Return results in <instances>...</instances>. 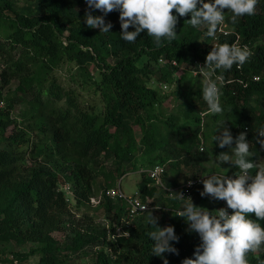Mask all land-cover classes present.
<instances>
[{"label":"trees","instance_id":"trees-1","mask_svg":"<svg viewBox=\"0 0 264 264\" xmlns=\"http://www.w3.org/2000/svg\"><path fill=\"white\" fill-rule=\"evenodd\" d=\"M85 2L28 0L20 4L0 0V78L5 85L12 80L18 83L10 96L3 97L0 89V104H4L0 106V239L37 241L35 251L40 260L36 264H65L68 252L90 243L101 245V264H163L161 257L152 255L154 242L148 233L155 229L146 223L147 214L136 216L130 224L122 222L128 210L126 202L104 193L97 208L104 207L112 215L111 223L100 226L92 219L79 226L64 186H71L76 206L90 204V198L97 195L95 176L105 171L104 163L112 160L122 176L127 172L126 163L134 159L140 147L146 169L169 162L168 167L177 175L189 165H201L209 154L204 146L199 147V140L215 141L219 120H227L234 137L246 132L253 159L263 157L264 148L256 143V132L264 127V0H257L255 14L238 17L235 22L225 9L231 32L217 31L214 38L205 35L206 26L193 28L188 22L190 14L181 16L176 39L162 47H157L147 33L134 43L122 40L118 10L105 17L113 25L110 32L89 27L84 19L89 11ZM91 11L103 15L98 9ZM129 30L134 29L130 26ZM225 43L247 46L252 54L243 66L213 71L224 111L205 115L202 126L201 113L207 112L202 88L207 80L197 74L191 78L195 85L191 82L189 91H184L182 81L188 73L177 77L175 72L180 66L189 72L199 71L214 45ZM162 56L165 63L159 62ZM144 57L147 60L139 65ZM149 72L172 85V94L181 100L178 109L184 110L190 124L182 126L175 114L165 115L166 93L159 94L147 84ZM23 102L28 105L21 113L30 122L27 128L13 116L16 104ZM134 126L142 136L141 145ZM31 129L40 133L36 140ZM113 172L104 173L107 183L101 191L116 186ZM250 172L254 175L256 168ZM141 173L139 193L143 199L155 198L161 206L152 210L154 215L161 214L157 216L159 226H174L179 237L172 242L178 254L165 253L169 264L194 258L199 235L188 231L183 217L164 209L178 208L181 201L165 196L147 171ZM250 215L256 219L254 213ZM120 225L129 235L109 239L110 231L116 232ZM66 228L70 234L61 245L51 232ZM109 246L111 251L106 252ZM7 255L4 262L12 264ZM14 255L19 264L26 258L21 253ZM258 257L264 258V250L249 253L248 264H257Z\"/></svg>","mask_w":264,"mask_h":264},{"label":"clouds","instance_id":"clouds-1","mask_svg":"<svg viewBox=\"0 0 264 264\" xmlns=\"http://www.w3.org/2000/svg\"><path fill=\"white\" fill-rule=\"evenodd\" d=\"M86 4L89 11L85 13L84 19L89 27L99 28L103 33L110 32L113 25L110 21L106 22L105 17L109 12L118 10L122 40L134 43L138 36L147 33L157 47H162L165 42L171 43L176 39V25L181 16L190 14V25L193 28L206 26L205 35L214 38L223 27L225 9L232 13L231 19L235 22L238 17L255 14L257 0H86ZM92 9L100 10L103 15H94ZM130 26L134 30H129ZM251 54L246 46L235 43L214 45L206 56V63L200 66V71L204 73L206 69L210 74L219 69L230 70L233 65L240 67ZM202 95L207 112L201 113V121L205 115L223 113L221 90L215 81H205ZM226 121L217 122L218 134L214 140L218 141L221 148L228 146L230 151L221 152L216 156V162L220 165L228 163L238 172L234 177L219 173L201 175L206 177L201 181L203 189L197 190L194 196L200 192L202 197L226 201V207L216 209L215 213L196 205L191 197L184 199L183 193H179L183 204L181 202L182 208L175 214L183 217L189 226L188 231L197 233L200 238L194 258H185L182 264H248L249 253L264 250V223H261L264 221V166H258L253 159L254 153L250 151L247 133L242 131L234 137ZM256 143L264 148V127L257 130ZM254 168L256 172L253 175L250 170ZM188 183L190 185L192 181ZM148 202L149 199L146 203H135L140 211L147 214L146 223L155 229L148 233L154 242L152 255L161 257L163 264H169L165 253L178 254L172 242L178 241L179 237L174 226H159V217L152 210H145ZM252 213L256 219L252 218ZM257 264H264V258L258 257Z\"/></svg>","mask_w":264,"mask_h":264},{"label":"rangeland","instance_id":"rangeland-1","mask_svg":"<svg viewBox=\"0 0 264 264\" xmlns=\"http://www.w3.org/2000/svg\"><path fill=\"white\" fill-rule=\"evenodd\" d=\"M20 4L28 2V0H16ZM228 14H231L230 12L227 11V16ZM224 16L226 18V13H224ZM225 22V21H224ZM229 24V23H228ZM227 28L231 30L230 26L228 25ZM147 60V57H144L140 62L139 65H143V63ZM2 64H0V73L2 71ZM93 71L96 72L95 66H92ZM184 73H188V76L184 81H182L183 85L182 89L184 91H189L190 86L189 84L193 81H191V78H194V74L192 72H189V69H185L184 66H180L177 68L175 74L177 77H181ZM192 73V74H191ZM149 76L145 77V80L147 81V84L152 86L153 88H156L159 92V94H163V90L160 89L159 84L162 81L161 79H158V75L155 73L149 72ZM147 74V75H148ZM205 80L206 77L204 76ZM204 81V80H203ZM177 82L176 84H178ZM17 80H12L9 85L3 84L1 78H0V89H2L3 97L10 96L11 92L16 88L17 86ZM192 84L195 85V82ZM199 84V83H198ZM164 94L165 97V102H164V107L163 111L165 112V115H176V119H178L177 124H181L182 126H186L191 123L190 119L184 115V110H179L178 105L180 103V99L176 98L171 92H165ZM28 108V105L26 102L16 104L15 108L13 109V116L17 117V121L20 123L22 127H26L30 124V122L23 117L21 114L24 112V110ZM204 120V118H203ZM203 126V121L200 123ZM212 124V123H210ZM27 128V127H26ZM30 129V128H28ZM135 130V135L137 142L141 145L142 143V136L140 134V131L138 127L134 126ZM32 139L36 140L37 138L40 137V133L34 132L33 129L30 130ZM8 132H11V128L8 130ZM200 138V136H199ZM202 139L200 138L199 140V147L204 146L206 150H208L209 154V159L204 161L201 165H189L187 168H183L180 173L176 175L174 172V169L170 166L168 167L165 179L168 181L175 180L176 179V184H182L185 182L187 179H189L192 176L195 175H202V174H210V173H219V174H230L231 172L237 171L235 167L230 166L228 163H222L221 165L216 162V156H218L221 152H226L230 151L228 146H225L224 148L219 147L218 141H213L212 139H204L203 138V144H201ZM5 146V145H2ZM142 147H140L139 151H136V154L134 156V159L126 163V168L127 172L120 176L119 172L115 171V165L112 162V160H107L104 163V170L101 171L100 173L96 174V192L97 194L102 190L104 184H106V179L104 173L106 171H114V179L112 180L115 185H119V183H122V187L125 190L127 194H135L139 193L140 189V184L143 179L142 173L143 171L146 170V165L144 166V162L146 159L143 156ZM255 162L257 163L258 166H264V156L263 157H257L254 159ZM27 163L29 164V160H27ZM191 176H188V175ZM177 178H176V177ZM172 184V183H171ZM65 187V186H64ZM66 188V187H65ZM73 192L71 189V192L69 193V197L71 196V204L69 205L71 208V211L73 213V218L76 219V222L79 226L83 222H90L93 219V222L97 225L100 226H108L111 223L112 220V215L102 208H97L98 205L95 204H82L80 207L76 206V200H74L73 195H70ZM2 201V200H1ZM0 201V207H2V203ZM193 202L201 207L210 209L209 204H217L218 200L212 199L209 196H203L201 197L200 194H197L193 198ZM156 216L161 214H155ZM189 227V226H188ZM52 236H54L61 245H65L67 241V237L70 234V229H60V230H54L51 232ZM99 244V243H97ZM101 246V245H99ZM98 245L95 243H90L85 245L83 248L78 249L77 251L74 252H68L69 257H67L65 264H101L100 261V255L102 254V249L101 247L99 248ZM39 247V243L35 240L32 239H26V240H21L17 241L14 239L10 240H4L0 239V259L2 260V264H7L4 262L6 258H8V253L9 256L11 254H17L21 253L22 255H25L26 258L23 259L22 264H36L40 260V254L36 252V248ZM105 251L110 252L111 248L106 247ZM66 252V251H65ZM14 258H17L16 255H14ZM12 264H15L14 259ZM113 264V263H112Z\"/></svg>","mask_w":264,"mask_h":264},{"label":"built area","instance_id":"built-area-1","mask_svg":"<svg viewBox=\"0 0 264 264\" xmlns=\"http://www.w3.org/2000/svg\"><path fill=\"white\" fill-rule=\"evenodd\" d=\"M227 26H228V23L225 19L223 27L221 29H219L218 32L222 33V34L230 33L231 31L227 28ZM159 62L165 63L166 60L164 57H160ZM170 63L173 65H177L176 60H171ZM191 71L194 75H197V74L204 75L207 80H212V75H215L213 71L209 74V72L206 69L204 70V73H201L200 70L199 71L198 70H191ZM255 79H258V77H255ZM219 80H222V78L219 77ZM160 86L164 92H166L172 88V86L170 84L165 83V82H160ZM3 105L4 104L2 102L0 104V106L2 107ZM168 163L169 162L156 164L153 167L147 168L145 171L148 172V175L152 179L153 184L156 185V187L159 190L164 192L165 196H167L168 198L178 199L183 204V200L179 198V193H183V195L185 196L184 199H187V197H191L193 200L195 192L197 190L203 189V183L201 181L203 178H206V177H202V176H206L209 174L189 178L188 180H186L182 184L171 185L170 182L165 179V176H166V173L168 170ZM234 176H235V174H233L229 177H234ZM189 180L192 181V183L190 185L188 183ZM65 187L64 188L67 190V192H71V188H70L71 186L69 184H66ZM104 193H105V195H107L108 197H110L113 200L123 199L126 202L128 210L126 212V215L122 218V222H125L127 224H130L136 216L146 214L145 212H142L139 210V208L136 206L135 202L146 203L147 199H149V202L147 204V209H145V210H154L156 208L161 207L160 205L155 203L154 197L146 196L145 199H143V197L141 196L140 193L127 194L122 187V183H119V185H117L115 187L108 188L107 190H105V192L101 191L99 194L92 196L90 198V202L92 204H95V205L100 204L103 200ZM68 195H69V193H68ZM70 195H73V197H74V191ZM69 199H71V196L69 197ZM222 207H226V201L218 200V203L215 206V210H209L208 209V211L215 213L216 209H219ZM181 208H182V205L178 208L164 207V209H166L167 211H174V212L180 210ZM229 211H232V210H229ZM125 232H127V235H125ZM122 235L128 236L129 231L123 225H120V226L116 227V232L110 231V235H109L110 238L109 239H111V238L115 239L116 237L122 236ZM9 257L12 259V262L14 259L15 264H19V260L17 258H14V254H11Z\"/></svg>","mask_w":264,"mask_h":264},{"label":"crops","instance_id":"crops-1","mask_svg":"<svg viewBox=\"0 0 264 264\" xmlns=\"http://www.w3.org/2000/svg\"><path fill=\"white\" fill-rule=\"evenodd\" d=\"M169 182H170V184L173 183V184H171V185H177V184H174V181H173V180H171V181H169ZM197 194H200V192L196 193V195H197ZM201 197H202V196H201ZM215 206H216V204H212V203H210L208 207H210L211 210H215Z\"/></svg>","mask_w":264,"mask_h":264}]
</instances>
